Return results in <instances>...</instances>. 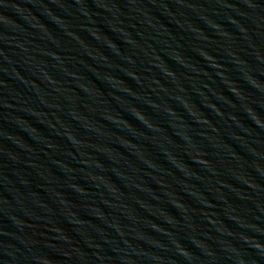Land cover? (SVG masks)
<instances>
[{"label":"water","instance_id":"obj_1","mask_svg":"<svg viewBox=\"0 0 264 264\" xmlns=\"http://www.w3.org/2000/svg\"><path fill=\"white\" fill-rule=\"evenodd\" d=\"M0 264H264V0H0Z\"/></svg>","mask_w":264,"mask_h":264}]
</instances>
